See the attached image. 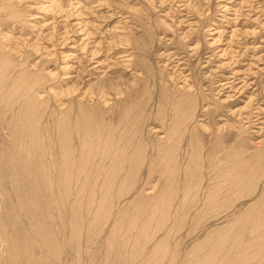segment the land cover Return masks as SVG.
I'll return each instance as SVG.
<instances>
[{"label":"rangeland","instance_id":"374dc122","mask_svg":"<svg viewBox=\"0 0 264 264\" xmlns=\"http://www.w3.org/2000/svg\"><path fill=\"white\" fill-rule=\"evenodd\" d=\"M4 37L19 53L11 52L6 85L40 80L32 90L45 100L39 129L56 126L72 90L113 84L124 94L108 93L105 117L116 127L127 114L139 132L132 147L97 163L98 172L85 169L93 181L71 177L66 188L55 129L47 134L53 150L39 136L41 163L24 164L28 155L18 150L16 165H1L0 264H197L206 238L211 244L199 254H216L211 264H240L235 222L264 212V0H0V43ZM17 98L0 114L1 148L18 146L10 137L24 101ZM80 101L102 107L91 96ZM108 180L115 185L105 190ZM192 183L195 206L182 198ZM218 193L227 208L204 217L203 202ZM157 209L166 219L154 231ZM145 222L151 240L135 242ZM162 240L172 251L147 261ZM251 245L244 264H264V240Z\"/></svg>","mask_w":264,"mask_h":264},{"label":"bare ground","instance_id":"6f19581e","mask_svg":"<svg viewBox=\"0 0 264 264\" xmlns=\"http://www.w3.org/2000/svg\"><path fill=\"white\" fill-rule=\"evenodd\" d=\"M52 3H54V2H52ZM52 6L55 7L56 5L54 6L52 4ZM54 10H55V8H54ZM57 11H58V8H57ZM55 12H56V10H55ZM63 15H65V14H63ZM63 15H60V16H63ZM65 16H67V15H65ZM81 27H82V25H81ZM5 37L2 38L3 39L2 43H0V114H3L4 112H8L9 110H11V108L14 107L13 105H17V104H15L16 103L15 100L18 99L17 98L18 96H22V97L24 96V98H23L24 101H22L23 103L20 102V104H21V106H20L21 113H20V116L18 117V119L16 118V119L12 120L10 118L11 121H12V125H11L12 126L11 127L12 131L10 133V137L14 141L18 142V146L16 147V149H13V148H10V147L1 148L2 146H0V166L3 165V164H6L7 167L8 166L11 167V165H13V166L16 165L17 164V160L15 159L14 155H15V152H17L18 150L23 151V152L27 153V155H28V157L24 161V164L27 165V163L29 164V162H32L33 164L41 163L40 160L37 158V156L39 154V149H40L39 148L40 143H39V140H38L39 136H40V134L42 132L47 135L48 133L53 131V129H55L54 131H55V133L57 135V138H58V141H59V143H58L59 144V149H60L59 150V154H60L61 160H62V162H61L62 170H63L62 171L63 172L62 176L64 178V183L62 184V186L64 188L68 187V185L71 184V183H69V180L71 179V177H73V179L75 178L78 181L81 178L85 179V180L88 179L89 182H90V180L93 181L92 178L91 179H89V177L86 178L87 176L85 175V169L94 168V170H95L94 166H96V168H99L100 165L97 164V163H100L101 160H104L105 158H107L110 155V153L114 152V150H119V153H121V151H124L125 149H128V148L132 147V143H133V141H135L136 136H137V134L139 132V131L137 132L138 129L137 130L134 129V128H137V126L134 127V125L133 126L129 125V122H131V120H129V122H128V120H127V118H128L127 116L128 115L127 114L123 115L122 118L120 116V119L118 118L117 125H115L116 127H114V123L111 122V119L110 118L107 119L105 117V115H104L105 112H106L105 108H107V106H108V102L106 100L107 99L106 96L108 95V93H113L114 96H119L121 94H124L121 91L122 89L119 88L120 87L119 85H113V84L109 85L108 84V85L105 86V85L97 84L96 87L91 88L92 89L91 92H89L88 90H85V91L81 92L79 89L72 90L71 93L75 94L74 98L68 100L69 104L65 107V109H67L65 111V114H63L61 116V119L59 118L58 122H54L56 124V126L52 124V126H50V127H53V126H55V127L51 128V129H48V130H45V129L41 130V129H39L37 127L40 122H39V118H38V116L36 114V110L39 107H41L42 105H44L45 100L40 98V97H38V95L35 94L34 91H32L34 87L41 88L40 87V80L38 81V79L36 77L32 76V78L27 79V80L26 79H20L17 82L16 86L12 85L14 82L12 84L9 83V85H10L9 87L7 86L8 84L6 85V83H5L6 81L5 80L7 78L6 75L8 73L6 71H7V69L10 68V61H11V58H12L11 52L13 54H19V53H18V51H15L16 47L14 49L13 46L10 45L9 43H4V40L7 39ZM96 53H98V52H94V54H96ZM17 65H19V64H17ZM20 75H21V72H20V74L18 76H20ZM21 78H22V76H21ZM24 78H27V76H25ZM65 78L66 77L64 76V79ZM12 80H10V81H12ZM7 87H8V89H7ZM14 93L17 94V97H15L16 99L13 96V95H15ZM50 93L53 94L54 92L51 90ZM35 95H37V97ZM88 96H91L92 98H94V101H95L96 105L97 104H101L102 107L95 108L93 106L94 108H92V107L89 108V109L86 108L85 103L83 101L81 102L80 100L81 99L84 100ZM12 97L15 100H9ZM78 97H80V99L75 101V99L78 98ZM19 99H22V98L20 97ZM187 108H188V110H190V112L193 113L194 107L191 105V103L188 104ZM72 111L74 112L73 116H69L70 115L69 113L70 112L72 113ZM134 111H136V110H134ZM134 113L136 114V112H134ZM117 114L120 115V113H117ZM117 114H116V116H117ZM13 115H11V116H13ZM136 117H138V116H136ZM46 124L48 125V123H46ZM126 125H127V127H126ZM131 126L134 127V128H132ZM134 130H136V131H134ZM43 137H45V136H43ZM131 139H134V140H131ZM72 140H74V142H72ZM47 141L48 142H47V146L46 147L49 150L55 149V146H56L55 142L52 139H49L48 135H47ZM134 146H135V144H134ZM12 147H14V146H12ZM217 148H219V147L216 146L215 149H217ZM3 153H5V154L7 153L5 156L10 158L9 161H7V162L5 161V159L3 158L4 156L2 155ZM132 154L134 155V152ZM8 155H10V157ZM134 158H136V157H134ZM213 158L218 160V158L216 156H214V155H213ZM213 158H211L209 156L208 160L211 161V159L213 160ZM109 160H112V159L110 158ZM124 161H125V159H124ZM213 161H215V160H213ZM112 162H113V160H112ZM90 163L94 164V165L93 166L90 165L91 167L88 166L86 168V166L88 164H90ZM116 164L118 165L119 163L116 162ZM209 164H210V162H209ZM6 165H4V166H6ZM7 167H6V169H7ZM10 167H9V169L11 170ZM71 167H75V169H76V170L73 171V173L70 170V169H72ZM112 169L114 170L113 167H112ZM105 170H108V168H106ZM90 171H92V170H90ZM115 171H117V170H115ZM122 171H124V170H122ZM96 172H98V171H96ZM131 173L129 172V174H131ZM90 174H91V172H90ZM99 174H101V173H97V175H96V173H94L93 177H95V175L98 177ZM14 175H16V174H14ZM9 176H12V175H9ZM128 177H130V176H128ZM109 178H112V176H110ZM236 181L238 182V178H237ZM114 185H115V183H112L111 180H108V182L103 184L105 190H107L108 188L110 190V188L112 186H114ZM123 185H125L124 181L122 183V186ZM196 186H197V184L192 183V184H188V186H186L184 188V192H183L182 198L184 199L185 202L189 201V203H186L187 205L195 206L196 201L191 203L190 200H191V197H193L196 194V188H198ZM90 187H91V185H90ZM79 188L80 189L78 190V192L81 195V192L84 193V190H85L84 182L81 181V184L79 185ZM169 191H170V193H172L174 191V189L169 187ZM88 194H89L90 197H92L95 194V190L91 189ZM102 194H103V192H102ZM107 195L108 194L105 193L104 195H102V197L103 198L108 197ZM117 195L118 194H116V196ZM219 196H220L219 193L217 195H211L205 202H203L202 206H205V208H206V209L204 208L205 211L207 210V212H205V213L201 212L204 217L205 216L207 217L208 214H211L209 216H214L215 214L213 215V213H220L221 211H224L225 208H227L225 206V202L222 201L221 198H219ZM76 197H77V195H76ZM162 202H163L162 196L156 197L155 204L156 203L157 204L158 203H162ZM185 205H183V206H185ZM257 206H258V203H257L256 206H254V208L257 207ZM138 207L139 208L142 207V203ZM101 208L102 207H100V210H103ZM182 208H184V207H182ZM259 209H260V207H259ZM157 210H156L155 214L156 213H157L156 215L159 214L158 215L159 218H156L157 216L155 217L156 219L154 218L155 219L154 220L155 221V226L153 228L154 231H156L157 229L161 228V226L164 225V222H165V219H166L165 218V216H166L165 212L166 211H164V210L159 211L158 210L159 211L158 212ZM251 210H252V208H251ZM260 210H262V209H260ZM101 212L105 213L106 211H104V212L101 211ZM253 212H255L254 209H253ZM253 212L251 211L249 215H246L243 219L240 218L241 220L235 222L236 223V225H235L236 227L235 228H237L236 235L239 238V244L241 246L240 248L244 249V254H242V257H240V259H239V256H238V259L240 260V262H239L240 264H244V262L246 261V259L244 258V255L246 256V254H248L247 251L250 248L255 247V246H253L251 244H255L256 241H261L262 239L264 240V229H263L262 232H258L259 228H261V227L264 228V223L260 222L259 219H258V216L264 217V215L259 214V213H263L264 214V212L263 211L256 212L258 214H256L257 216L254 215L255 217L253 216ZM180 214H182V213H180ZM203 216H201V217H203ZM169 217L167 216V219ZM198 217H200L199 213H198ZM199 219L200 218H198V220ZM201 219H205V218H201ZM147 220H148V222L150 221V223H149L150 226H151V222H152V225L154 224L153 215L150 218H148ZM205 220H203V221H205ZM173 221L174 222H173V225L171 226L170 231H167V233H169V236H170V234L172 236L174 234L175 230H177L179 228V227H176L174 229V227H175L174 223H176V225H178L177 223H179L180 221L179 220L177 221V219L173 220ZM148 222H145L141 226V233L140 234H143V236L141 235L139 237H136L135 238V240H136L135 242H140V240H143V242H145L146 239H149L147 237L145 238V234H144L145 230H146V226L149 225V224H147ZM196 223L199 224L198 222H196ZM72 226H74V225L72 224ZM75 226H76V224H75ZM196 227H198V225L197 226H192L191 230H194ZM165 233H166V231H165ZM51 239H52V237H51ZM150 240H151V238H150ZM146 241H148V240H146ZM210 244H211V238H206L202 242V244L199 245L198 250H197V252H198L197 255L198 256L195 257V262L197 264H206V263L211 264L212 261L215 259V257H216L215 255L216 254H213V252H211V253H206V252L202 253L201 252L199 254V252L202 250V248H205V247L209 246ZM247 245H248V247H247ZM156 247L158 249L153 255H151L152 257L149 256V255L144 254L145 255V259L147 261L149 259L151 260L153 257L155 258V255L160 260H162V258H164V256L168 255V252H169L170 248L168 246V249H166L167 246H166V242L165 241L162 240V241L158 242ZM171 251H172V249L170 250V252ZM173 259H172V262H173ZM226 260L228 261L227 258H226ZM234 260H235V258H234Z\"/></svg>","mask_w":264,"mask_h":264}]
</instances>
